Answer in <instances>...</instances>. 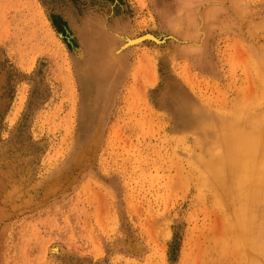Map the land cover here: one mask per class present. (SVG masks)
I'll list each match as a JSON object with an SVG mask.
<instances>
[{"label":"rangeland","instance_id":"1","mask_svg":"<svg viewBox=\"0 0 264 264\" xmlns=\"http://www.w3.org/2000/svg\"><path fill=\"white\" fill-rule=\"evenodd\" d=\"M240 127L264 0H0V264H264L214 177Z\"/></svg>","mask_w":264,"mask_h":264},{"label":"bare ground","instance_id":"2","mask_svg":"<svg viewBox=\"0 0 264 264\" xmlns=\"http://www.w3.org/2000/svg\"><path fill=\"white\" fill-rule=\"evenodd\" d=\"M196 110L195 108L189 110V107H186L184 113L189 115V117L192 114L196 116ZM231 126L236 127V125ZM228 128L230 127L228 126ZM224 142L226 143V151L230 155L231 162L228 168L214 171V177H216L219 185L225 186L227 195L233 193V190L236 192L234 194L233 206L241 219L243 227H247L251 224L252 219L255 220L257 216V212L252 205L264 202V153L263 155L258 154L256 150L259 147L264 149V130H246L240 127L235 133L224 138ZM252 169L253 171H251ZM250 172H254V174ZM242 237L244 239L239 238V245L249 254V257L250 255L254 256V254L260 256L264 251V243H258L253 240V242H249L248 244V240L245 242V236ZM258 248L259 250L257 251ZM254 263L256 264V262Z\"/></svg>","mask_w":264,"mask_h":264}]
</instances>
